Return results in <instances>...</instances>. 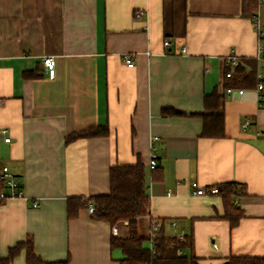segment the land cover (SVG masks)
<instances>
[{"label": "crops", "instance_id": "obj_1", "mask_svg": "<svg viewBox=\"0 0 264 264\" xmlns=\"http://www.w3.org/2000/svg\"><path fill=\"white\" fill-rule=\"evenodd\" d=\"M257 27L262 41L241 16V0H0V127L10 137L0 138V167H9L26 197L0 205V256L31 236L44 261L118 264L109 224L91 220L86 209L68 220L66 201L108 194L110 167L140 160L148 215L164 220L165 235L192 239L180 254L198 264L264 257V98L256 83L227 95L232 81L223 67L232 51L255 78L264 5ZM123 54L133 56V67ZM45 56L55 59L52 79ZM33 72L39 77H23ZM215 91L223 98L224 136L202 137L196 115ZM164 108L184 116L163 117ZM98 126L109 134L65 144ZM151 154L160 173L153 179ZM191 182L239 185L237 224L223 218L219 195L194 196ZM116 227L125 237L127 222ZM11 264H25L24 252Z\"/></svg>", "mask_w": 264, "mask_h": 264}, {"label": "trees", "instance_id": "obj_2", "mask_svg": "<svg viewBox=\"0 0 264 264\" xmlns=\"http://www.w3.org/2000/svg\"><path fill=\"white\" fill-rule=\"evenodd\" d=\"M261 0H241V16L250 19L254 25L257 24V10ZM259 39L262 40L261 35ZM25 78L39 77L35 72L24 73ZM228 79V78H227ZM232 83L225 88L236 85L253 86L256 81L253 68L247 72L243 65L236 66L232 71ZM222 95L216 91L203 97L204 112L197 114L202 119L201 136L207 138H219L224 136V118L221 112ZM163 117L184 116L169 108L161 110ZM109 134L107 127H91L82 131L74 132L65 139L69 144L78 139L104 137ZM152 179L160 176L156 167L152 169ZM21 185V184H20ZM22 188V187H21ZM4 183L0 179V192L4 191ZM224 207L223 218L228 220L230 227H234L241 213L234 207L235 198L242 195V188L235 183L222 185L218 194ZM6 200L0 198V205ZM93 207L89 213L93 221L106 222L109 226L116 227L127 222V233L125 237L113 235L109 240L111 250L118 249L122 258L118 264H198L197 258L192 255L177 254V250L192 249L190 236H167L163 225L155 233L152 239L145 234L139 233V221L149 216V195L146 185L145 166L140 160L131 165H116L109 169V193L106 195L85 197H72L66 201V217L68 220L77 218L79 211ZM164 222V220H162ZM117 228V227H116ZM152 243V247L144 246V242ZM24 252L25 264H68V258L62 261H44L35 254L34 241L27 236L8 249L5 257L0 256V264H11L13 259ZM228 264H264V257H231Z\"/></svg>", "mask_w": 264, "mask_h": 264}, {"label": "built area", "instance_id": "obj_3", "mask_svg": "<svg viewBox=\"0 0 264 264\" xmlns=\"http://www.w3.org/2000/svg\"><path fill=\"white\" fill-rule=\"evenodd\" d=\"M260 5H264V0L260 1ZM135 16H140V12L135 13ZM255 28L257 29V32L259 36L261 35V31L258 29L257 24L255 25ZM262 41V40H260ZM257 44L256 54L254 56V59L259 66L256 68L255 72V79H256V88L255 90L259 93V100H262L264 96L260 93L263 91V82H264V66L260 65L264 62V53H263V45L260 43ZM170 42L168 39H165L163 41V46L165 48L169 47ZM181 53H185L186 49L183 47L180 51ZM133 56L131 54H123L121 56V59L126 64L127 67L131 68L133 67ZM240 64V60L237 57V55L234 52H230L227 56H225L223 61V67H224V77L225 78H231L233 69ZM42 65L44 72L47 76V78L52 79L55 76V59L52 56H45L42 59ZM236 92L237 94L241 95L243 93V90L241 89H234L231 87H227L225 89V93L227 95H230L232 93ZM248 125V121H246L243 124V127L246 128ZM0 138L5 143L10 142V137L8 136V129L5 127H0ZM152 140H157L158 138L154 137L151 138ZM157 167L156 163V156L154 154L150 155L149 162H148V168L150 170L155 169ZM0 179L4 183L5 189L4 191L0 192V198L4 200H12V199H18V200H26V197L23 193V190L21 188L20 182L18 181L17 177L11 172L8 166H1L0 167ZM191 190L194 196L198 197H205V196H213L218 195L222 185L221 184H211L207 186L199 185L197 182H191L190 184ZM167 195H170V192L167 193ZM32 207L38 206V200L33 199L31 202ZM93 207L89 206L88 212H92ZM163 225V221L161 219L157 218H151L150 216H147V236L149 239H152L155 235V233L159 230V228ZM111 233L113 235H117V228L112 227ZM149 247H152V243H148ZM177 254H180V251L177 250Z\"/></svg>", "mask_w": 264, "mask_h": 264}, {"label": "rangeland", "instance_id": "obj_4", "mask_svg": "<svg viewBox=\"0 0 264 264\" xmlns=\"http://www.w3.org/2000/svg\"><path fill=\"white\" fill-rule=\"evenodd\" d=\"M145 229H144V223H143V220L141 219L140 221H139V233L140 234H145ZM148 245V241H145L144 242V246H147Z\"/></svg>", "mask_w": 264, "mask_h": 264}, {"label": "water", "instance_id": "obj_5", "mask_svg": "<svg viewBox=\"0 0 264 264\" xmlns=\"http://www.w3.org/2000/svg\"><path fill=\"white\" fill-rule=\"evenodd\" d=\"M224 264H228V262H225Z\"/></svg>", "mask_w": 264, "mask_h": 264}]
</instances>
